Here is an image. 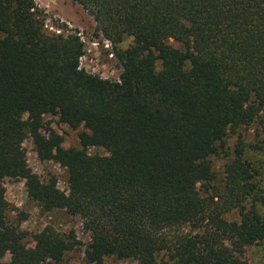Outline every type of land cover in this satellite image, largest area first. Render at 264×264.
I'll return each instance as SVG.
<instances>
[{
	"label": "trees",
	"instance_id": "obj_1",
	"mask_svg": "<svg viewBox=\"0 0 264 264\" xmlns=\"http://www.w3.org/2000/svg\"><path fill=\"white\" fill-rule=\"evenodd\" d=\"M68 1L114 45L118 79L79 68L82 42L45 33L33 0H0V182L24 179L42 211L81 216L86 264H247L243 247L264 239V192L237 132L264 129V0ZM44 116L81 127L82 150L61 148L50 129L44 137ZM25 137L65 169L67 193L29 171ZM89 146L107 155L89 158ZM10 212L0 187V259L10 255L0 264H58L76 247L73 232L49 225L25 246Z\"/></svg>",
	"mask_w": 264,
	"mask_h": 264
},
{
	"label": "rangeland",
	"instance_id": "obj_2",
	"mask_svg": "<svg viewBox=\"0 0 264 264\" xmlns=\"http://www.w3.org/2000/svg\"><path fill=\"white\" fill-rule=\"evenodd\" d=\"M38 9L40 18L43 21V30L50 35H76L83 44V54L79 59V68L96 75L102 79L116 81L120 73L119 64L113 56L114 45L102 37L95 29L92 19L77 5L68 0H33ZM131 43V38H124L115 46V49H125ZM171 46L178 47L177 43L169 41ZM25 118V113L21 115ZM40 133L46 137L47 129L58 134L62 142L63 149L73 148L82 150V145L77 139V134L83 129L78 127L70 129L58 122L57 117L44 116ZM240 139L246 144L243 148V157L249 163L257 176L254 178L258 186L264 192V129L257 124L239 130ZM238 139L237 134H229L226 138L228 155H231ZM21 148L23 160L29 171L40 178L46 179L49 176L55 178L56 187L60 191L67 193V173L60 165L51 158L40 160L37 156L35 146L29 137L22 139ZM52 156L54 150L48 149ZM85 156L96 158L106 156L105 150L98 146L84 148ZM226 159L217 156L212 159L213 170L217 178H221L223 164ZM82 167L83 163L80 164ZM3 195L9 205V221L15 223L18 220L19 230L26 234L24 244L27 247L33 245L30 237L39 232L43 227L49 225L59 232H73L77 245L66 253L58 264H86L84 260V249L89 243V232L85 229L84 219L67 212L65 209L44 212L36 202L26 193V181L24 179H3L0 182ZM259 209V213L264 216V207ZM227 221L238 220V212L232 211L224 216ZM240 258L247 264H264V239L257 244L244 246ZM10 260V255L5 254L0 261L5 263ZM42 264H56L45 262ZM101 264H135L130 260L116 259L114 257L104 258Z\"/></svg>",
	"mask_w": 264,
	"mask_h": 264
}]
</instances>
